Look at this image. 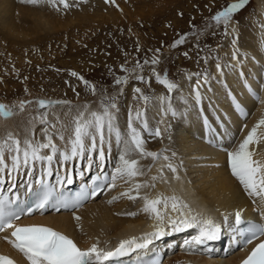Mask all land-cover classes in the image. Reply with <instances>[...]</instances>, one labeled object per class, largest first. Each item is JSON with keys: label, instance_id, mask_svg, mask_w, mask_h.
I'll return each mask as SVG.
<instances>
[{"label": "bare ground", "instance_id": "6f19581e", "mask_svg": "<svg viewBox=\"0 0 264 264\" xmlns=\"http://www.w3.org/2000/svg\"><path fill=\"white\" fill-rule=\"evenodd\" d=\"M187 1H190L187 7L189 10L193 7L197 8L195 10H201L193 13L199 18L206 16L205 10L207 7L211 8V5L214 7L209 12H219L235 2L213 0L204 8L205 0ZM181 2L182 0H68L71 6L64 8L59 3L54 7L48 0H39L36 4L24 3L22 0H0V104L8 105L14 113L11 117H0V139L12 132L21 140L22 147L25 138L32 139L34 143L45 142L46 137L42 130L47 128L58 148L50 165L47 161H35L29 166L21 165L18 169H12L10 155L6 153L8 168L0 172V180L9 183L2 185V190L8 191L10 186L13 187V180H16V185L11 191L26 193V186L43 177L49 167L53 176L55 175V182L62 181L61 175L65 181L74 176L77 181L85 180L84 176L93 172L99 178L109 175L111 180L124 149L122 142L117 143L115 133L109 135L105 132L103 158L99 155V138L97 150L91 153L86 151L82 157H74L68 161H64L61 156L63 152H70L73 118L79 111L84 110L85 105L90 111L100 110L103 97L115 99L117 110H113L116 117L114 124L124 138H127L130 117L135 116L137 109L142 111L141 120L133 119V124L141 130L145 148L159 154L153 158L132 153L131 158L139 161L144 175L131 181L118 178L115 187L110 188L107 185L98 197L90 199L73 212L32 215L33 217L21 220L20 223L46 224L73 237L83 247L98 243L101 249L109 251L119 245L121 240L133 236L139 243H143L144 233L154 231L156 221L142 211L144 201L141 197L144 195L154 198L160 193L168 196L175 194L191 207L193 214H199L198 219L210 218L218 225L223 243L230 240L236 232L237 211L242 215L255 214V219L264 218V201H261L260 197L247 194L231 174L228 162V152L233 151L252 127L264 118V0H254V11L248 14L246 20H241L240 24L234 19L239 18L241 10L233 13L230 23L226 26V38L220 41L221 45L216 51H212V48L209 50L208 47L209 44L219 45L217 32L223 23L214 21L213 26L188 40L194 44L187 51V58L177 57L172 62L176 68L172 77L177 85L173 95L170 94L171 91L163 94V88L152 83V79H149L153 77L152 72L146 76L149 81L145 86L137 85L140 79L134 78L133 75L141 74L142 70L136 65V54L129 53L125 57L126 62H123L126 67L129 66L126 70V83L112 86L114 88L111 89L104 83L107 80L106 73L113 69V64L117 66L122 63L119 62L120 54L111 48L129 52L132 41L139 45L144 44L139 22L147 19L146 21L156 25L164 11H169V17H174L175 7ZM109 23L115 25V32L125 28V31H128L125 32L127 37L114 35L116 33L111 32ZM86 32L91 36L85 34ZM96 34H101L102 38L95 39ZM128 35H132V38ZM65 36L72 38L68 41L72 45L68 51L64 50ZM154 37L152 36L151 42L156 44ZM52 39L60 43L58 49L50 48ZM74 39L87 48L78 44L73 47ZM93 39L95 41H92ZM180 47L178 44L174 49L178 50ZM43 48L55 53L53 58L50 56L47 60L46 57L47 63L53 64L54 60L59 58L57 62L65 69L54 70L52 66V69L45 66L47 70H27L36 62L42 61L34 52ZM161 57L156 54L154 58H158L159 62L154 64L155 66L160 67ZM151 60L152 58L150 62ZM200 60L204 66L197 68ZM88 61L100 63L98 67L101 66L103 73H95V83L90 81L91 85L96 84L95 94L84 83L89 82L83 68ZM79 62L81 64L76 65ZM217 64L220 65L219 69ZM69 67H75L78 75L73 76V70ZM136 87L142 90L143 95L151 90H154L155 94L145 102L140 99L141 94L135 92ZM253 91L260 99H256ZM41 99L70 103L39 108L37 101ZM20 101L31 103L26 104L25 110L21 111L18 107ZM241 109L247 115H244ZM45 112L47 124L40 123L39 119L32 120ZM144 120L147 121L148 130L142 127ZM52 125H55V128ZM157 128L161 131L160 136L150 134ZM258 131L264 132V126ZM61 133L63 140L60 139ZM85 144L87 147L90 141L86 139ZM220 145L225 147L224 150L219 148ZM250 147L256 149L254 158L264 159V139ZM41 154L52 153L50 149H42ZM165 156L169 159L165 160ZM168 163L177 167L176 173L166 167ZM177 175L179 179H176ZM153 176L157 177L154 181ZM135 182L146 185L139 190L140 196L134 200L122 196L121 193L132 189ZM130 195L135 196V190H132ZM168 209H171L170 204ZM255 209L258 212L255 213ZM127 213L136 215L130 216ZM214 215L215 219L212 218ZM76 216L80 219H75ZM167 217L162 225L166 234L160 236V240L156 242L158 248L165 249L167 254L162 264L240 262L241 259L235 251L229 252L224 258H219L221 255L218 251L210 252L208 257L198 258L200 255L196 250L189 248V245H199L194 241L185 244V241H192L193 237L198 236L199 232L193 230L199 227L173 231L172 225L167 223ZM149 219L151 222H148ZM6 235L7 231L0 233V252L10 254L21 264H28L22 254L3 238ZM200 245L216 248L219 244L206 240ZM169 247H173V250L166 251ZM222 247L223 245H220V248ZM175 250L176 253L173 252ZM103 262L106 263L107 260L100 264Z\"/></svg>", "mask_w": 264, "mask_h": 264}, {"label": "snow or ice", "instance_id": "6c2138e0", "mask_svg": "<svg viewBox=\"0 0 264 264\" xmlns=\"http://www.w3.org/2000/svg\"><path fill=\"white\" fill-rule=\"evenodd\" d=\"M24 3L36 4L39 0H22ZM114 2V0H112ZM249 0H235L230 3L223 10L216 13L213 17L218 24L223 23L227 26L233 13L242 9ZM48 3L52 6H57V3L63 5L64 8H68L71 5L68 0H48ZM184 38L176 41L177 44L183 43ZM235 44V40L233 41ZM186 55V54H185ZM235 58V53H233ZM148 61H145L147 63ZM158 58H153L151 63H158ZM137 67H142L137 63ZM217 68L220 65L217 64ZM155 73V69H153ZM73 76H77L76 72L71 73ZM137 79L143 80L142 76H137ZM83 80V77H79ZM156 79L159 83L165 85L169 91L177 87L175 83L170 81L167 76L161 77L160 74H156ZM127 82V77L116 78V84H122ZM86 85L90 87L95 94L96 87L91 85L88 81H84ZM251 91V89H250ZM136 93H140V99L147 102L150 98L143 95L140 88L135 89ZM253 95L256 99H260L258 94L253 91ZM199 98V97H198ZM163 99V97L161 98ZM31 103L30 101H20L19 109L25 110V105ZM70 103L68 101H51V100H39L37 101L39 108L51 107L55 104ZM101 107L98 111H90L88 106H84L83 111H79L73 118V130L70 138V152H63L61 156L64 161L73 159L74 157H82L86 151L91 153L93 150H97L99 138V155L101 158L104 156L103 143L105 141V132L110 135L115 133L117 143H123L124 149L119 156V162L114 169L111 177V183L108 187H115V181L118 178H126L128 181L133 180L137 176L144 175V172L139 166L137 159L131 158L132 153H137L140 156H151L153 158L158 157V153L150 152L145 148V140L140 129L134 126L133 119L141 120L142 111L137 109L134 117H130L128 123L127 138L121 134L119 129L115 126L114 121L116 119L115 112L117 105L114 98L103 97L101 99ZM239 107V106H238ZM242 113L243 110L241 109ZM175 115V113H173ZM247 115V113H243ZM14 115L12 108L8 105L0 104V117H11ZM39 119L42 124H47V113H41L38 117H33L32 120ZM32 120L29 123H32ZM264 126V118H261L256 125L248 132L247 136L238 144L233 150L228 152V162L231 169V174L239 181L244 190L251 197H260L261 201H264V159H256V149L250 147L258 144L264 139V132L258 130ZM55 128V125H52ZM144 130H148L147 121L142 122ZM34 128V125H33ZM45 134V142H33L32 139L25 138L23 141V147L21 146V140L15 136L12 132H8L5 138L0 139V172H3L8 168L5 154L8 153L11 159L12 169H18L21 165L29 166L35 161H47L49 165L54 159L55 154L58 151L57 145L53 142L52 135L48 129L42 130ZM154 136H160L161 131L157 128L154 133H150ZM60 139L63 140L64 136L61 133ZM88 139L90 144L86 147L85 140ZM42 149H50L51 155H42ZM175 153H173V156ZM165 160L169 158L164 157ZM91 163V161H90ZM173 173L177 172V167L172 163L166 165ZM47 174H51L50 167L46 170ZM180 177L177 175L176 179ZM157 177L153 176L152 180H156ZM69 178L68 183H71ZM43 183V181H40ZM146 186L139 182H135L132 189L121 193L122 196H127L129 199H136L140 196L139 190ZM154 187V185H152ZM135 190L136 195H130V192ZM54 189H47L35 202L34 206H28L26 211L31 213L34 209L47 208L55 197L53 196ZM92 196H95L96 190L91 191ZM83 199L88 198V194L85 193L82 196ZM118 197H113L117 199ZM144 201L142 211L149 214L150 217L156 221L154 231L144 233L143 243H139L135 236L121 240L119 246L114 251H105L101 249L98 243H93L87 248H81L77 243L68 235L57 231L56 229L42 225V224H28L20 225L16 223L20 219V211L12 210L11 205L14 201L7 199H0V232H6L10 230V235H6L3 238L8 241L13 248H15L22 256L27 260L28 264H100V262L109 259L112 256L122 255L125 252L132 250L133 247L141 248L147 247L152 243L153 237H160L165 235V230L162 225L165 223L166 212L171 205V210L178 213L175 218L171 216L167 217V223L172 225L173 231H181L185 228L199 227V235L193 237L192 241H185V244H191L193 241L197 244H203L206 240H214L217 238L219 227L210 218L198 219L199 214H193L191 207L184 203L178 196L172 194L170 196L163 193L158 194L154 198H150L148 195L141 197ZM59 202V201H58ZM81 199H77L75 204H79ZM61 207H68L67 203L59 202ZM111 203V201H109ZM75 206V205H73ZM162 206V207H161ZM163 209V210H162ZM264 214V213H262ZM127 215L134 216L136 213H127ZM236 222H241V214L239 211L235 214ZM75 219L79 220L80 217L76 216ZM249 237L246 243L251 244L254 239L259 236H264V224H253L248 228ZM0 264H17V261L9 256L0 254ZM152 264H160L159 258L154 260ZM241 264H264V240L252 248L247 257L241 261Z\"/></svg>", "mask_w": 264, "mask_h": 264}, {"label": "rangeland", "instance_id": "374dc122", "mask_svg": "<svg viewBox=\"0 0 264 264\" xmlns=\"http://www.w3.org/2000/svg\"><path fill=\"white\" fill-rule=\"evenodd\" d=\"M212 1L213 0H205V2L203 3L205 5L204 6L202 5V6L204 8H206V6L208 4H211ZM189 4H190V1L182 0L180 5L178 7H175L176 11H174V17H169V11H168V13L166 11H164L162 13V15H161L162 18H160V20H158V23L156 25L149 23L148 21H146L147 19L145 21H143V22L142 21L139 22L140 24L138 26L140 27L141 34L143 35L144 44L139 45V43L137 44L135 41H132L131 49L129 50V52L124 50V49H116V50H114L113 48H111L113 51H115L116 53L120 54L118 56V57H120L119 62H122V63H118L117 66H115L113 64V69L107 71V73H106L107 74V80L104 81L105 85H107L110 89L114 88L117 85L118 86L122 85V84H116L115 81H116V78L127 77L126 76L127 75V71L126 70L129 69V66H127L128 67L127 68L125 63H123V62H126L125 61V57L130 53L131 55H135V54L137 55V57H138L137 63H139V65L142 66V67H140L141 70H142L141 74L133 75L134 78H136L137 76H142L144 78L143 80L140 79L139 80V84H137V85L141 86V84H142V85L145 86V84L149 81V79H152L151 80L152 83L154 82L156 85H159L160 87L163 88V90H162L163 94L170 93V91L167 89V87L165 85H163V84L159 83L158 81H156V74L157 73L160 74L161 77H164L166 75L167 78L170 81L175 83L172 75H173V73H175V71H176L175 69L176 68H174V64L172 62L175 59H177V57H179V58L180 57H184V59L187 58L185 54L187 53V51L190 48L193 47V44H194V42L190 43V42H188V40L193 38V35L201 34V32L203 33L204 29L206 30V28L213 26L212 22H214L215 20H213V18H211V17H213L212 15H216V13H217L216 10L209 12V10L214 7V5H211V8L207 7L206 10H205V12L207 11L206 16H203V17L199 18L196 15V17H195V15L193 13L195 11L200 12L201 10H195L197 8H194L193 6H191L193 8H191V10H189L187 8L189 6ZM240 10H241V13L239 15V18L234 19V21L239 23V24H240L241 20H246L247 19V16H248L249 13L254 11V0H249L248 4H246ZM208 16H210L209 19H207ZM136 20H138V17L136 18ZM173 20H175V22H173ZM108 26H110L111 32H113L114 30L117 29V28L113 29V26H115L113 24L111 25L109 23ZM226 28L227 27L224 26V25H222V26H220L218 28L217 34H219V36H218L219 45L218 44L214 45V44L211 43L212 45L209 44V47H208L209 50H211V48H212V51L213 50L216 51L217 49H219V46L221 45L220 41H222L224 38H226ZM157 30H160V31H157ZM125 32H128V31L127 30L125 31V28H123L122 31L117 30L115 32L116 34H114V35H118V36L126 35V37H127V33H125ZM85 34H87V32ZM157 34H158V37H156ZM87 35L91 36V34H87ZM87 35L85 36V38H87ZM128 36H129V38H132V35H128ZM152 36H155L154 38H156V39H154V40L158 44L157 43L154 44L153 42H151L152 41ZM97 37H101L102 38V35L101 34H96L94 38L96 39ZM106 37H108V35ZM181 37L184 38V42L180 43L181 47L178 50H175L174 48H176L177 45H178L176 43V41L180 40ZM71 39L72 38L70 36H65L66 47L64 48V50L67 49L66 51H68V50H70V47H72V45H70L68 43V41H70ZM95 39H93L92 41H95ZM73 41H75V39ZM59 44H60L59 42H55V39L54 40L52 39V43H51V47L50 48H54L55 47L56 49H58ZM75 44L76 45L78 44V46H81V47L83 46L84 48H87L86 45L80 44V42H76V41L74 42L73 47L76 46ZM167 47L169 49H166ZM166 50H168V51H166ZM44 51H45V53H43ZM46 51H47V53H46ZM87 51L89 52V50H87ZM35 52H34L35 56L36 57H40L42 59V61L36 62L35 64L31 65L29 67V69H27V70H29V71L34 70V69L35 70H39V69L47 70V67H48V69H50L51 66H52V68H54V70H57V69L64 70L65 69L64 67H62V65L60 63L57 62V60L59 58H56L54 60L53 64H49V63H47V61H45L46 57H47V60H48V57L50 59V56H51V58H53V56H55V53H50L49 49L46 50V49L43 48V49L36 50ZM101 53L104 54V52H101ZM155 53L159 57L162 56L160 58L161 59V63H159L160 67L155 66L154 64H152L150 62L151 58L153 59L154 57H156ZM106 54L107 53L105 52V55ZM31 60H33V59H31ZM145 61H148V62L145 63ZM185 62H187V60H185ZM41 63H42L43 66L41 65ZM78 64L80 65L81 62L76 63V65H78ZM198 64H199V66H197V68H200L201 66L202 67L204 66L202 60H200V62H198ZM99 65H101V64L100 63L94 64L93 62L88 61L85 64V66L83 67L84 70H85L84 72L87 73L85 75V77L89 80V83H90V81H91V83H95V78H96L95 73H99L100 72V74H103L101 72L102 70L100 69L101 66L98 67ZM45 66H47V67H45ZM70 68L71 67H69V69ZM74 68L75 67H73V69L71 68V70H73L72 72H76L77 69L75 70ZM153 69H156L155 73L153 72ZM68 72L71 73L70 71H68ZM151 72H152L153 77L149 78L148 81H147L146 76L149 75ZM13 79H10V80H13ZM153 79H155V81ZM112 86H114V87H112ZM176 90L177 89L174 88L173 90H171L170 94L173 95L174 94L173 92H175ZM43 94L46 95V93H44V92H43ZM154 94H155V91L151 90L150 93L146 94V96H148L151 99V98H153ZM169 98H171V96ZM90 173H92V172H90ZM4 182H6L5 184L9 183L7 181H4ZM96 197H98V195ZM209 215H211V214H209ZM212 218L215 219V215ZM173 252L176 253L177 250H175Z\"/></svg>", "mask_w": 264, "mask_h": 264}]
</instances>
